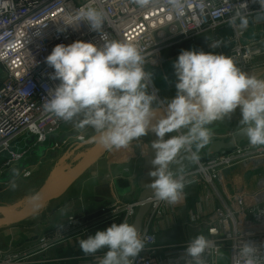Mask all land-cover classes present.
Returning a JSON list of instances; mask_svg holds the SVG:
<instances>
[{
	"label": "built area",
	"instance_id": "2783aa9c",
	"mask_svg": "<svg viewBox=\"0 0 264 264\" xmlns=\"http://www.w3.org/2000/svg\"><path fill=\"white\" fill-rule=\"evenodd\" d=\"M181 3L183 9L178 12L170 0H150L144 7L134 0H0V175L3 174L0 178L10 169L29 162L27 140L33 138L31 145L38 147L47 141L51 133L62 135L61 124L72 130L74 128L71 123L45 111L43 105L49 92L60 83L51 79L54 69L46 63V57L54 47L60 44L67 46L75 41L92 42L97 46L104 43L99 33L90 30L86 21L79 22L78 12L81 9L94 7L103 10L107 17L103 30L109 38L134 44L144 57L145 70L152 75L156 73L154 69L158 67L163 52L175 46L199 51L196 41L207 38L208 44H216V53H221L218 32L224 29L232 32L225 43L230 45L228 57L241 70L253 66L256 59L264 56V38L249 40L247 35L256 24L241 26V18L245 20L264 14L258 2L181 0ZM237 13L240 15L237 16ZM166 106L161 99L155 100L154 108ZM22 136L24 143L18 142ZM84 139L77 137L79 141ZM245 145L249 146L243 148ZM261 157H264V146L248 143L222 151L209 161L201 163L198 160L194 162L196 169L187 175L185 188L198 178L212 185L225 170ZM26 170L20 176L23 177ZM189 176L191 179H188ZM248 176L249 185L256 181L257 191L264 190L261 173H249ZM249 188L252 189L251 186ZM184 201L183 195L179 203L169 205L154 196L140 232L145 248L134 258L133 264H194L185 253L190 240L160 246L156 238L160 230L158 224L167 216L166 207L170 206L173 210L182 206ZM221 202L222 207L193 216L188 224L197 234L205 233L212 242L202 257L205 264H216V257L223 253L229 255L230 264H244L240 255L244 243L258 249V264H264V199L259 203L246 204L241 195H227ZM138 205V202L122 205L115 201L109 206H101V224L111 226L125 221L132 224ZM80 225L78 218L69 217L59 233L41 236L38 248L29 254L0 251V264H65L72 260L84 264L82 261L91 256H78L75 251L60 257L44 255L55 247H61L65 253L69 244L80 248L79 241L88 238L94 227L78 232L73 236L72 243L61 234Z\"/></svg>",
	"mask_w": 264,
	"mask_h": 264
},
{
	"label": "clouds",
	"instance_id": "9594fccd",
	"mask_svg": "<svg viewBox=\"0 0 264 264\" xmlns=\"http://www.w3.org/2000/svg\"><path fill=\"white\" fill-rule=\"evenodd\" d=\"M134 2L144 7L150 0ZM253 2L264 10V0ZM170 3L182 11L181 0ZM78 17L99 33L104 43L75 41L54 47L46 63L54 69L51 79L60 83L49 92L44 110L71 123L78 132L92 129V139L109 150L127 148L150 128L159 139L151 145L155 149L152 164L157 167L150 171L155 179L147 187L157 200L169 205L181 201L186 186L183 168L174 171L170 166L179 164L181 152L198 161L199 150L210 141L207 126L230 117L237 107L242 114L238 135L246 136L252 146H264V79L241 70L223 54L182 50L173 63L176 96L167 102V115L153 124L157 96L147 91L152 73L145 70L141 51L134 44L109 38L103 30L107 21L103 10L88 7L79 10ZM241 20V26H246L247 21ZM181 129L186 131L164 139ZM211 244L203 234L197 235L185 253L194 264H205L202 257ZM79 247L85 255L93 256L107 248L98 264H133L145 242L138 228L125 221L81 239ZM257 250L250 243L243 244L240 255L244 264H258Z\"/></svg>",
	"mask_w": 264,
	"mask_h": 264
},
{
	"label": "crops",
	"instance_id": "0c3cea01",
	"mask_svg": "<svg viewBox=\"0 0 264 264\" xmlns=\"http://www.w3.org/2000/svg\"><path fill=\"white\" fill-rule=\"evenodd\" d=\"M257 16L247 17L245 20L248 24L254 25L256 24L254 20ZM257 29L258 25L250 29L248 33L251 30L256 31ZM226 30L229 29L220 30L218 32V36L222 35L224 32H226ZM180 47L183 46H175L163 52L159 61V67L161 71L158 74L160 75L157 77H154L155 74L152 75V82L153 84L155 83V87L160 86V79L168 80L170 79L171 75H175L173 63L177 60V58L173 56V52H176L175 50ZM208 52H217V48L213 43L208 44L206 53ZM218 54L228 56V50H224ZM256 61L257 64H261L262 62L261 60L257 59ZM147 91L148 93L151 91L149 87L147 88ZM68 128L70 127H68L66 124L60 125V129H62V135H60V137H63V141L55 140L54 137H60L54 136L55 134L51 133L47 137V141L41 146H48L53 142L55 147L57 144L59 146L60 142H62V145L57 149L59 150L60 147H62L67 142L74 140L75 138L68 137V134H65V131H67ZM185 131L186 130L181 129L179 132L174 131L168 133L165 135L164 139L167 140L170 138V136L179 135ZM76 132L77 130L73 128L71 131L73 134L71 135H74ZM65 135L67 136L66 139ZM224 137L225 136L220 129L219 132L211 134L210 139ZM24 140L25 138L22 139V143L25 142ZM156 140V134L154 137L142 136L140 138L134 139L127 148H121L118 150L112 149L108 151L92 167L90 172L84 174L76 183H74V185H72L66 194L62 196L63 198L65 197V200H63V202L56 207L52 217L50 216L49 219L46 218L43 220L39 218L33 224H27L31 221H35L33 220L34 217H32L28 221L20 223V225H24L27 228L19 230L17 233L14 230L11 231V229L4 231V237L0 238V251L3 253L13 252L19 254H29L38 248L37 242L41 236L56 232L59 233L61 231L60 228L66 225L69 217L78 218L81 222L79 227L71 228V230L65 231L64 233L61 232L64 237H68L70 239V243L74 241L73 236L78 235V232L83 229L94 227L88 236L95 235L97 231L106 230L110 226L101 224L103 219L99 211L100 207L109 206L115 201H118L122 205L137 202L141 192L139 181L144 175L145 170L152 163L155 149H153L151 145ZM28 143L29 140L26 141V144L28 145L30 153L32 150H38V147H33ZM193 150H196L195 146H193ZM203 152L204 148L200 149L198 152L199 159H201V161H209L215 158V155L208 157L204 156ZM57 153L58 152H55V150H50L46 153L45 157L40 158V160H35L34 162H45L47 156L53 159V156H56ZM188 155L189 154L186 152H181L180 156L178 157L179 164L183 165L182 174L185 176V180L187 175L196 169L194 162L187 158ZM249 162V166L248 163H244L242 165L234 166L227 171L225 170V172L221 174L217 181L212 183V185L206 183L202 178L197 177L198 179L195 183L190 184L184 189L185 201L182 206L176 207L173 210L170 208V206L166 207L165 214L167 216L163 218L158 224L160 230H158L156 233L157 244L160 246L176 245L184 243L193 239L197 235H200L188 227L191 218L209 210L222 207L221 201L225 200L227 195H241L245 198L246 204L261 202L264 199V190L257 191L258 187L256 181L249 185L250 179H248V175L249 173L254 174L259 172L262 174V176H264V157L254 159ZM179 164H174L170 167L175 171V168ZM25 175L27 176L28 172H24L23 177ZM188 179H191V176H189ZM250 186L252 189L249 188ZM62 197H60L58 200L63 199ZM55 201L49 204L55 203ZM203 235L207 237L205 233ZM80 238L83 237L80 236ZM68 248L69 249L64 253L61 247H55L54 249L49 250L47 253H44V255L49 254V256L60 257L61 255H70L73 251H75V254L78 256L85 255L80 248H76L71 244H69ZM105 251H107V248L99 251L94 256L88 255L91 257L82 261V263L93 264L98 262V258L102 257ZM230 262L229 255L225 253L216 257V264H230ZM79 263L80 262L78 260H72L71 262L65 264ZM162 264L166 263L162 262Z\"/></svg>",
	"mask_w": 264,
	"mask_h": 264
},
{
	"label": "rangeland",
	"instance_id": "374dc122",
	"mask_svg": "<svg viewBox=\"0 0 264 264\" xmlns=\"http://www.w3.org/2000/svg\"><path fill=\"white\" fill-rule=\"evenodd\" d=\"M254 22L256 23V25H258V29L256 31L251 30L248 33L249 40H252V38H264V14L261 16L260 15L257 16ZM231 33H232L231 30H226V32H224L222 35L218 37V43L222 45L221 46L222 51L229 50L230 45L229 44L225 45V43L228 42V38L231 36ZM213 44L216 46L215 43ZM182 50H186V48L183 46V47L176 49L175 50L176 52H173V56L175 58H178ZM257 60H261L262 61L261 64H257V61H256L253 66H250L249 68L243 71L250 73L251 75L255 76L258 79H264V56L261 59L259 58ZM154 70L156 72L154 77L159 76L160 74L158 73L161 71L159 65L158 67L156 66ZM152 80L153 79L151 77L150 84H151L152 91H149V94H151L152 92L157 94L158 98L161 99V101L165 102V104H167L168 101H170L171 99L175 97V94L177 91L175 88V84L177 82L176 75H171L170 79L168 80L160 79L161 83H160V86H156L157 88L154 85L155 83L153 84ZM152 87L154 88V90ZM154 107H155V101L153 102V108ZM241 119H242V114H241L240 108L237 107V109L230 115V117H226L224 120L215 121L213 122V124L208 125V126L210 127L219 126L224 136L227 139H229L233 134L239 132L240 130L239 127H241L240 125ZM71 131L72 129L68 128V130L65 131V134H68L67 135L68 137H75L74 140H71L67 142L66 144H64L62 147H60V149L57 150L58 152L57 155L53 159L47 156L45 162L38 161V163H35L36 166L32 165L31 169H28V171H25V172H28L27 176L26 175L24 177L20 176L16 181H12L11 183L7 185L0 183V206H8V207H12L18 210L23 209L25 204L38 192V190L45 183H47L48 177H50L49 176L50 172L53 169V167L56 165V162L59 160L60 157H62L65 154H72V156L69 157V159L66 162L65 173L68 170H70L81 159V156L84 154V152L88 151V149L94 144L95 141L92 138L95 135V133L93 132L92 129H88V130L81 131V132L77 131L74 135H71L73 134L71 133ZM67 136L65 137V139L67 138ZM154 136H155V133L152 131H149L147 135H145L144 137H154ZM77 137H79V139H83V138L85 139L84 141H79L77 140ZM54 138L55 140L63 141L62 139L63 137H60V138L54 137ZM22 139H23V136L19 137L18 142H22ZM248 146L249 145H245V147L243 148H247ZM38 148H39L38 149L39 152L43 151V149H41L43 147L38 146ZM1 160L2 158L0 156V165L2 164ZM199 162L202 163L203 161L199 159ZM249 163L250 162H248V166H249ZM1 179H3V177L0 178V180ZM63 200H65V197L63 199L55 201V203L41 206L38 209V211L34 214L33 220L35 221H31L27 224H33L39 218L41 220L46 219V218L49 219L50 216L52 217L54 215L53 212L55 211L56 207L63 202ZM24 228H27V227H25L24 225H20V224L0 225V238L4 237V231L8 229H11V231L14 230L17 233L19 230H22Z\"/></svg>",
	"mask_w": 264,
	"mask_h": 264
},
{
	"label": "water",
	"instance_id": "95a60500",
	"mask_svg": "<svg viewBox=\"0 0 264 264\" xmlns=\"http://www.w3.org/2000/svg\"><path fill=\"white\" fill-rule=\"evenodd\" d=\"M195 44L199 51L206 52L208 46V39H199L196 41ZM154 109L156 110V118L152 120L153 124L156 123L159 118L165 117L167 115V106L163 108ZM207 127L211 129V134L217 133L220 130L219 126ZM156 138L157 140L159 139L157 135ZM33 142L34 139L30 138L28 144L31 145ZM247 143H249L247 141V137L243 135H238V132L233 134L229 139H227L226 137L210 139L209 143L205 147H203V155L207 157L211 155H216L222 151H229L234 149L235 146ZM61 145L62 142H60L59 146ZM59 146L57 144V146L54 147V143L52 142L48 146H41L43 147L41 148L43 149L42 152H39L38 150H32L30 153L29 162L21 164L19 167H14L10 169L5 174L3 179L0 180V183L7 185L12 181H16L24 170L28 169L32 165H35V160H40V158L45 157L46 153L50 150H55L56 152ZM108 151L110 150L104 148L97 142H94V144L88 149L84 157L80 160V162H78L70 170H68L63 177L59 178L56 181L50 182L49 184L45 183L38 190V192L30 199L29 206L27 209H25V206L23 209L20 210L8 206H0V225L20 224L34 217V214L38 211L41 206L54 202L55 200H58L60 197L66 194V192L72 187V185H74V183H76L84 174L90 172L92 170V167ZM53 157H55V155ZM155 167L157 166H154L151 163V165L145 170L144 175L139 181L141 189L137 200L139 205L135 217L132 221V224H134L140 232L144 219L147 213L149 212L151 200L154 198L152 190L149 189L147 186L150 185L155 179L154 177H151L149 175L150 171L155 170ZM178 167L183 168V165L179 164L175 168V170H177Z\"/></svg>",
	"mask_w": 264,
	"mask_h": 264
},
{
	"label": "bare ground",
	"instance_id": "6f19581e",
	"mask_svg": "<svg viewBox=\"0 0 264 264\" xmlns=\"http://www.w3.org/2000/svg\"><path fill=\"white\" fill-rule=\"evenodd\" d=\"M149 87L151 88V85H150V83H149ZM152 90V89H151ZM153 93V92H152ZM156 96H157V99L156 100H159V98H158V95L156 94ZM149 131H151V129L149 128ZM148 131V132H149ZM87 153V151L86 152H84V154L81 156V159L84 157V155ZM72 156V154H65V155H63L62 157H60L59 158V160L56 162V165L53 167V169L51 170V172H50V177H48V181H47V183L46 184H49L50 182H53V181H56V180H58L59 178H61V177H63L64 175H65V170H66V162H67V160L69 159V157H71ZM80 159V160H81ZM80 160L78 161V162H80ZM77 162V163H78ZM76 163V164H77ZM75 164V165H76ZM30 201V200H29ZM29 201L25 204V209H27L28 208V206H29Z\"/></svg>",
	"mask_w": 264,
	"mask_h": 264
}]
</instances>
